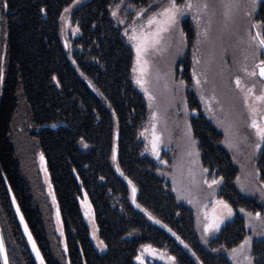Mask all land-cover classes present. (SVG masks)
Wrapping results in <instances>:
<instances>
[{"label":"trees","instance_id":"obj_1","mask_svg":"<svg viewBox=\"0 0 264 264\" xmlns=\"http://www.w3.org/2000/svg\"><path fill=\"white\" fill-rule=\"evenodd\" d=\"M155 1L91 0L69 16V27L79 29L76 36L64 35L61 23L75 0H8L9 7L0 9V63L3 54L5 65L0 87V229L9 264H37L13 197L45 264H135L146 245L175 256L179 264H232L224 252L247 235L240 209L256 213L261 206L235 186L237 171L222 136L193 94L188 56L179 64L189 109L195 113L190 118L193 136L202 165L209 174L223 177L219 199L234 212L209 247L200 241L193 210L177 200L140 139L148 121L147 103L133 82L126 26L112 12L126 2L146 6L149 15ZM183 27L190 49L191 23ZM22 145L28 147L26 153ZM38 152L46 159L53 204L40 182ZM257 167L264 183V148ZM83 192L106 245L103 252L95 248L82 215ZM251 254L254 264L264 258V239L254 242Z\"/></svg>","mask_w":264,"mask_h":264},{"label":"rangeland","instance_id":"obj_2","mask_svg":"<svg viewBox=\"0 0 264 264\" xmlns=\"http://www.w3.org/2000/svg\"><path fill=\"white\" fill-rule=\"evenodd\" d=\"M89 1L91 0H75V2L66 8L69 9V11H64L62 15V17H65L66 19H61L64 35L71 33L73 36H76L78 34V31L76 30L77 28L69 27V16L72 11L83 6ZM198 2H201V0H193L194 4ZM235 2L239 6L233 9V20L235 22L234 27L230 25V28L226 29L224 27V8L222 6V0H208V3L210 6H212L210 10L214 12L212 17L213 22L211 27V36L214 39L218 36H223L222 41L217 40L215 49H211L208 45L204 44L196 45V41L198 39L196 33L199 31V29L197 27L196 21L192 19V15L188 14L182 18L180 28L184 30L183 26L186 21L191 23L193 30L192 33L194 34L193 46L190 49L188 48V45L181 47V54L177 56L176 49L177 47H180V37L178 33H174L172 38V47L168 48L167 51L162 53L149 55L146 57V59L149 61V75L147 77L148 83L145 85V87L148 89L147 93L145 92L144 88L136 83V77L138 73L133 72L134 85L144 96L148 108L147 125L140 133V139L145 144V153L153 158L156 164H158L160 168V176L170 183L177 200L180 203L187 204L193 210L195 215L196 231L199 235L202 245L205 247H209L210 241L215 236H217L219 232L205 233L203 231V214L204 212L211 214L215 201L221 200L219 199V193L222 189V182L218 186H213V188H208L207 185L202 184L199 191L193 190L192 192V196L196 199L197 203L192 204L188 202V199L186 198L187 193L184 191V189L188 187L189 177L187 175V170L189 167H192L194 170L199 171L200 167H205L201 163L200 151L197 146V141L193 136L192 128L190 130L188 128V125H191L190 118L195 113L189 109L187 92L188 88L185 80L182 78L183 76H181L182 67L179 64L181 61L185 60L186 56L189 57L191 62L190 71L193 94L195 95V98L198 101L203 114L216 127L218 132H220L222 136V145L229 154V157L236 168L237 175L235 179V186L245 197L256 200L258 204H260L261 210L256 213H260L261 219H264V196L261 195V192L264 191V183H262L259 179V170L257 167V158L261 149L264 148V145H262L260 149H257L253 155V150L249 145L253 141H256L257 138L255 136V130L249 126L250 119L248 117V111L243 102V95L235 84V77H242V84L246 86L255 85V94H259L261 90H264V84L258 78V76L244 77V74L239 71L241 65L243 64H247L251 70L254 61L251 55L253 48L249 47L246 43L239 42L237 36L233 34L235 29L238 28L239 34L243 35L244 29L248 27L247 17L244 15L246 11L244 7L246 0H235ZM260 5L262 4L260 3ZM141 9H147V7L141 6L139 8L138 6L130 5L124 2L115 9V11H117V16L114 18L120 25L126 26V29L130 33L132 21L140 24L145 22L147 19L148 15H145L146 13L140 17L137 16V12ZM255 15L257 20L264 18V9L262 12L258 7ZM121 20L123 23H120ZM256 31L257 29H252L253 33ZM127 41L133 49L134 67L135 48L129 41L128 37ZM194 46L200 49L199 52H196L197 57L201 60V65H199L198 68L205 70L207 74L208 83H203L205 79L204 76L200 77L202 81L201 88L196 86L195 79L192 78L193 53L195 50ZM245 56H247V59H245ZM233 59L235 60V63H232ZM225 60L228 61L227 65L223 63ZM0 65V75H3L5 67L3 54ZM170 65L173 66L175 70L174 81L168 80V87L165 88L164 74L168 71ZM157 75H159L161 78L157 79ZM181 80L184 81L182 86L179 85ZM1 85L2 82H0V87ZM213 88H215L217 100L220 101L224 107L223 112L219 110V107L215 101H209L212 104V112H209L206 109L205 101H208V98L212 95ZM201 92H203V100L201 99ZM149 95L154 96L155 99L150 101ZM153 112H156L159 116V120L156 124V132L161 136V143L159 146V160L151 152L150 141L152 138L151 125L153 123ZM257 118L259 120V116ZM232 121H234L239 126L240 133L248 138L247 143L243 142L242 140L237 141L234 139L233 129L229 127V123ZM189 135H191V138L196 141L195 149L199 152L198 157L194 155H187V153L192 150ZM229 143H234L236 146L230 148ZM23 147H25L26 151L24 152L26 153L28 151V147L22 145V148ZM41 156H43V160H41ZM27 161L33 179L32 182L37 184L38 182L36 176H34L35 170L32 169L29 159ZM192 161H198V163H192ZM36 166L40 173V182L43 185V189L46 195L49 197L50 202L53 204V196L55 197V195L49 178L46 159L42 152L37 153ZM204 176L209 181L213 178L219 179L214 174H209V172L205 173ZM197 179L199 180L200 177L197 176ZM242 187L244 188V191L241 190ZM79 204L82 215L90 230V238L97 251L103 252L104 247L102 250L92 207L90 214H85L87 205L91 206L85 192H83V195L79 197ZM13 205L17 219L28 242L31 253L36 263L40 264L39 260L36 258L35 252L32 249V243L28 239V234L24 231V225L20 222V214H22V212L20 211V213H17L16 209L18 205L16 201L15 203L13 202ZM205 205H207V207H204ZM256 213H252V215L255 216ZM241 215L245 219V226L247 230L246 237L252 238L253 247L255 241L264 239V236L257 234L262 228H264V225L261 224L260 220H250L249 217L245 215V212H241ZM233 217L234 215L227 219L225 223L221 225V228L230 222ZM250 224L253 226L249 227ZM151 248L155 251L144 253L142 257L144 264H169L168 257L170 255L166 251L157 250L153 247ZM142 250L143 247L138 251V254L135 257V264H141V261L138 260L137 257L141 256ZM224 253L228 256L231 263L235 264L232 256L230 255L231 250Z\"/></svg>","mask_w":264,"mask_h":264},{"label":"snow or ice","instance_id":"obj_3","mask_svg":"<svg viewBox=\"0 0 264 264\" xmlns=\"http://www.w3.org/2000/svg\"><path fill=\"white\" fill-rule=\"evenodd\" d=\"M222 6L224 8V27L226 29L230 28V25L234 27L233 20V9L238 7L239 5L235 2V0H222ZM260 6V0H246L244 7L246 9L244 15L247 17L248 27L244 29L243 35L239 34V29L236 28L233 32L234 35L237 36V39L241 43H246L249 47L253 48V52L251 53L253 57V67L250 70L247 64L241 65L239 71L244 74V77H257L264 78V18L257 20L256 18V10ZM9 7L8 0H2L0 3V9H7ZM212 6L208 3V0H201V2L193 3V0H182V2L178 3L177 0H156L155 6L149 5V8L153 10L147 16L145 22L137 24L135 21L131 23V32L126 29L125 35L128 37L129 41L132 43L135 48V66L133 67V72L138 73L136 77V83L144 88L145 92H148V89L145 85L148 83L147 77L149 75V61L146 59L149 55H154L158 53H162L167 51L168 48L172 47V38L174 33H178L180 37L179 45L176 49V55L179 56L181 54V47L187 46V41L185 39V34L183 29L180 28L181 20L184 16L191 14L192 19L196 21L197 27L199 31L196 33L198 39L196 41V45H208L211 49H215L217 45V40L223 39V36H218L217 38H212L211 36V27H212V17L214 12L210 10ZM43 11V9H41ZM65 11H69V9H65ZM148 12V9H141L137 12V16L140 17L144 15V13ZM112 15L114 17L117 16V11H113ZM61 19H66L65 17H61ZM120 23H123L121 20ZM255 28L257 31L255 33L252 32V29ZM79 30L78 28L76 29ZM193 53V67H192V78L195 79V84L198 88H201L202 81L200 79L201 76H204L205 79L203 83H208L206 71L198 68L201 65L200 58L197 57L196 52H199L200 49L195 47ZM247 59V56H245ZM225 65L228 64V61H223ZM232 63H235L233 59ZM175 70L173 66H169L168 71L164 74L165 79V88L168 87V80L174 81ZM161 77L157 75V79ZM0 82H2V75H0ZM264 83V81H262ZM184 81L181 80L179 85H183ZM235 84L237 88H239L240 92L243 95V102L248 111V117L250 119L249 126L255 130L256 141H253L249 146L253 150V155L255 154L257 149H260L262 145H264V90H261L259 94H255L253 86H246L242 84V77H235ZM155 97L149 95V100H154ZM201 99L203 100V92H201ZM209 101H215L219 107L221 112L224 111L223 105L220 101L217 100L215 94V88L212 89V95L208 98V101H205L206 109L209 112H212V104ZM259 116V120L258 117ZM159 120V116L156 112L152 114V138L150 141L151 144V152L156 158L159 160V146L161 143V136L156 132V124ZM229 127L233 129V137L235 140H242L247 143L248 138L243 136L239 131V126L234 122L229 123ZM189 130L191 129V125H188ZM189 139L191 140L192 150L187 153L189 156H199V152L196 151L195 145L196 141L191 138L189 135ZM236 144L229 143V147H235ZM115 159V157H113ZM41 160H43V156H41ZM163 162V161H162ZM192 163H198V161H192ZM208 172V169L200 167L199 171L194 170L192 167H189L187 170V175L189 177L188 187L184 189L187 193L186 198L189 203L196 204V199L192 196L193 190L199 191L201 185H207L208 188H213V186H218L223 181V177L219 179L213 178L210 181L205 178L204 174ZM123 175V173H121ZM197 176L200 179H197ZM132 182L129 181V184ZM244 191V188H241ZM136 191L135 186L132 187V198L133 203L136 202ZM261 195L264 196V191L261 192ZM53 201L55 202V197L53 196ZM13 202L15 203V197H13ZM138 208L139 204L136 205ZM204 207H207L205 205ZM143 210V209H142ZM17 213H20V208L17 206ZM91 211V206L87 205L85 214L89 215ZM241 212H244V209H240ZM234 215L233 208L224 200H216L212 209V213L204 212V222H203V231L205 233H216L221 230V225L225 223V221L231 218ZM245 215L249 217L250 220H260L261 224L264 225V219H261V214L256 213L255 216L252 213L245 212ZM149 219H154L150 213H148ZM59 210L57 211V220H59ZM20 222L24 225V231L28 234V239L32 243V249L35 252L36 258L39 260L40 264H45V259L41 255L39 248L36 245L35 240L32 238V234L29 231L28 224L24 221L23 214H20ZM156 223H160L159 220H155ZM253 225H249L252 227ZM171 231V229H169ZM255 231V229H254ZM63 234V233H62ZM258 235L264 236V228H262L258 233ZM175 235V233H173ZM179 239V237H177ZM184 244V241H180ZM100 245L106 247L103 244V241H100ZM184 247L187 248L188 245L184 244ZM67 250V246H65V251ZM151 248V245L143 246V250L141 256H138L137 259L141 261V264H144L142 259L145 252H154ZM252 238L246 237L244 241L240 244L238 248H233L231 250L230 255L232 256L235 264H253L254 257L252 256ZM163 255V254H162ZM194 255V253H193ZM0 259L3 260V264H9V258L7 254V250L5 247V243L3 240V236L0 235ZM169 264H179V261L175 256L168 257ZM256 264H264V258L257 261Z\"/></svg>","mask_w":264,"mask_h":264},{"label":"flooded vegetation","instance_id":"obj_4","mask_svg":"<svg viewBox=\"0 0 264 264\" xmlns=\"http://www.w3.org/2000/svg\"><path fill=\"white\" fill-rule=\"evenodd\" d=\"M260 3L262 4V5H260L259 6V9H260V11H262L263 12V9H264V0H260ZM261 14V13H260ZM260 16V15H259ZM259 78V77H258ZM260 79V78H259ZM261 80V79H260ZM262 81V80H261ZM264 84V83H263Z\"/></svg>","mask_w":264,"mask_h":264},{"label":"water","instance_id":"obj_5","mask_svg":"<svg viewBox=\"0 0 264 264\" xmlns=\"http://www.w3.org/2000/svg\"><path fill=\"white\" fill-rule=\"evenodd\" d=\"M259 77V76H258ZM260 78V77H259ZM262 81H264V78H260ZM57 209H56V214H57ZM58 222L60 223V220H58ZM0 235H1V229H0ZM2 263H3V260H2Z\"/></svg>","mask_w":264,"mask_h":264}]
</instances>
